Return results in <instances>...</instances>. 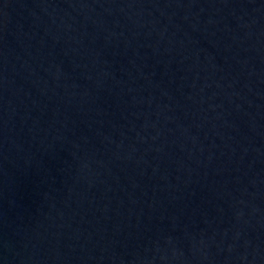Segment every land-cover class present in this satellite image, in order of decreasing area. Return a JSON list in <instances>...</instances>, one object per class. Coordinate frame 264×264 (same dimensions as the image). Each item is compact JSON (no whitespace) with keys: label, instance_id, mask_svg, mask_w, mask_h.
Segmentation results:
<instances>
[{"label":"water","instance_id":"obj_1","mask_svg":"<svg viewBox=\"0 0 264 264\" xmlns=\"http://www.w3.org/2000/svg\"><path fill=\"white\" fill-rule=\"evenodd\" d=\"M0 264H264V0H0Z\"/></svg>","mask_w":264,"mask_h":264}]
</instances>
